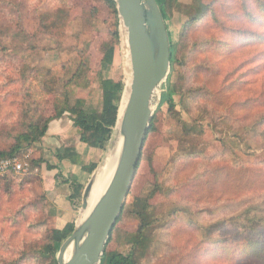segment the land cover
<instances>
[{"label":"rangeland","instance_id":"374dc122","mask_svg":"<svg viewBox=\"0 0 264 264\" xmlns=\"http://www.w3.org/2000/svg\"><path fill=\"white\" fill-rule=\"evenodd\" d=\"M244 2L246 9L238 0L171 4L167 24L175 60L154 92L156 131L144 142L108 251L128 254L139 225L132 199L150 195L145 248L135 251L138 264H264V20L250 0ZM211 5L213 14H202ZM122 29L103 0H0V150L29 123L51 116L64 91L71 103L82 100L99 111L96 72L106 45L113 47V59L103 75L124 89ZM81 62L86 69L75 86L70 80ZM168 84L175 94L172 112L160 105ZM119 106L108 144L91 156L97 167L87 181L97 171L96 178L111 149ZM19 155L26 171L7 178L0 190V264H52L37 252L50 229L63 222L57 206L70 204L69 186L54 176V191H45L42 164H33L51 159L41 141ZM70 206L74 224L81 198ZM229 241L235 256L216 252ZM248 242L260 246L251 244L254 251L245 254Z\"/></svg>","mask_w":264,"mask_h":264},{"label":"water","instance_id":"95a60500","mask_svg":"<svg viewBox=\"0 0 264 264\" xmlns=\"http://www.w3.org/2000/svg\"><path fill=\"white\" fill-rule=\"evenodd\" d=\"M113 1L119 23L126 32L131 75L124 105L125 87L120 98L114 141L110 146L112 148L119 143L120 147L105 190L85 216L97 171L84 186L81 217L74 223L72 233L59 246L57 264H100L136 174L153 116L154 92L169 73L168 35L155 1Z\"/></svg>","mask_w":264,"mask_h":264},{"label":"trees","instance_id":"16d2710c","mask_svg":"<svg viewBox=\"0 0 264 264\" xmlns=\"http://www.w3.org/2000/svg\"><path fill=\"white\" fill-rule=\"evenodd\" d=\"M112 15L116 18L117 13L115 9V3L113 0H103ZM157 4L159 11L161 13L162 19L166 26V31L168 35L169 41V61L170 65L174 63L175 60V43H174V35L171 33L167 24V14L171 4L177 2L178 0H154ZM242 4L243 9H246L245 0H238ZM256 7V10L259 12L260 17L264 20V0H250ZM219 2V1H214ZM202 14L211 13L212 5L209 9V6L201 9ZM200 11V12H201ZM213 14V12H212ZM246 16L250 19L251 22L256 21V19L251 16V13L246 11ZM198 18H192L190 21H197ZM172 34V35H171ZM264 35V33H261ZM252 35V34H250ZM246 41H251L249 38H245ZM263 39V37H262ZM113 59V47L110 45L104 46L102 49V58L99 64V70L96 72L98 87L101 92V108L99 111L95 110L91 106L87 105L82 100H74L73 103L70 102V96L68 91H64L60 96L59 100L53 106V114L47 117L43 123H35L31 122L26 126L25 132L17 135L15 137L14 143L9 146L7 150H0V158L7 157H18L20 158L21 151H25L26 148H30L35 146L36 143H39L41 139L45 136L48 125L53 120H58L64 115L69 117L72 126L76 128L78 132V140L79 142L85 144L88 148L96 149L97 151H103L110 140L111 129L110 127L113 125V120L115 118L116 108L120 102V98L123 92V84L121 81H114L112 79H108L104 77V73H106L111 65ZM87 62V61H86ZM86 64L81 62L78 68L76 69L75 74L71 78L70 82L75 86H78L77 81L80 79L81 75L85 73ZM46 74L51 75L50 70L46 71ZM69 82V84H70ZM171 84L167 85V92H165L163 100H161L160 105H167L168 111L172 112L175 108L174 103V90L170 87ZM111 121V122H110ZM156 131L154 119L150 123V127L148 129L147 135ZM147 138V136H146ZM146 140V139H145ZM145 142V141H144ZM144 145V144H143ZM142 153V151H141ZM54 157L58 162L68 161L72 165L80 166V174L76 176H68L64 179L63 183L69 186L70 194L68 195V200L72 206H76L80 202L81 193L86 183L88 177L96 168V163L90 162L87 165H80V155L71 147H63L58 149ZM141 158V154H140ZM139 158V162H140ZM139 162L137 168L139 166ZM45 164V167L48 171L56 169L55 166L49 165L42 160H38L37 162H33L34 166H40L41 164ZM136 168V171H137ZM18 175L17 173L8 172L3 175H0V190L6 183L7 178ZM59 177H61L60 173L55 175V182L59 184ZM129 195V194H128ZM128 197V196H127ZM152 196H147L144 199H132L133 204V212L137 216L139 220V225L134 232V234L130 237V245L131 249L128 254L124 255L119 252L108 251V243L110 241L112 232L109 236L108 242L105 246V250L103 256L101 258L100 264H138L135 258V251L137 248H145V232L148 229L149 221L147 218L149 217V200L152 199ZM127 200V198H126ZM124 208V207H123ZM123 212V210H122ZM122 212L119 218L116 221V225L119 223ZM51 216H53V211L48 212ZM246 223H251V220L245 218ZM255 221V220H252ZM74 228L73 222H67L63 228H51L49 234L46 237L45 244L41 247V249L37 252L38 257H42L43 259H48V261L52 262V264H56V254L59 246L64 242V240L72 233ZM113 228V229H114ZM245 239V238H244ZM243 242L241 240L238 244V248H242L243 245L240 244ZM223 243V242H222ZM232 241H229L225 244H219L217 246L219 253L227 252L230 253V256H235V247H229ZM243 252L245 254L249 253L250 250L254 251L252 246L257 245L260 246L258 242H248ZM251 244H253L251 246ZM143 252V251H142ZM242 253V252H240ZM254 259H259L258 252H252Z\"/></svg>","mask_w":264,"mask_h":264},{"label":"crops","instance_id":"0c3cea01","mask_svg":"<svg viewBox=\"0 0 264 264\" xmlns=\"http://www.w3.org/2000/svg\"><path fill=\"white\" fill-rule=\"evenodd\" d=\"M72 123L70 120H64L63 117L58 120H53L48 125L45 136L41 139V149L45 155L50 156L48 164L55 166L56 169L48 171L44 165H41L40 172L42 179L45 181L44 189L47 194L54 191L53 177L57 172L64 178L68 176H76L80 174V166L72 165L68 161L58 162L54 157L55 152L63 147H71L80 155V165H87L91 160V156L96 155L98 152L96 149L88 148L85 144L79 142L76 131L72 129ZM44 167V168H43ZM43 172H45L43 174ZM49 196V195H48ZM70 204L63 208H59V219L63 218V222L57 229L63 228V226L70 221L72 212ZM62 216V217H61ZM58 219V220H59ZM61 220V219H60Z\"/></svg>","mask_w":264,"mask_h":264},{"label":"bare ground","instance_id":"6f19581e","mask_svg":"<svg viewBox=\"0 0 264 264\" xmlns=\"http://www.w3.org/2000/svg\"><path fill=\"white\" fill-rule=\"evenodd\" d=\"M122 40H123V55H124V63H125V69H126V87L124 89V99L122 104H125L128 88L130 84V62H129V53H128V47H127V41H126V32L125 29H122ZM123 106L121 108L122 112ZM120 144L115 143V145L109 150V152L106 155L105 161L101 168L99 169L97 176L95 178L94 186L92 188L90 198L88 200V208L84 212V216L88 214L90 209L93 207L95 202L98 200L100 195L105 190L115 167L117 154L119 150ZM96 175V174H95Z\"/></svg>","mask_w":264,"mask_h":264},{"label":"built area","instance_id":"2783aa9c","mask_svg":"<svg viewBox=\"0 0 264 264\" xmlns=\"http://www.w3.org/2000/svg\"><path fill=\"white\" fill-rule=\"evenodd\" d=\"M25 167L24 162L18 157L0 158V175L8 172L20 174L26 171Z\"/></svg>","mask_w":264,"mask_h":264}]
</instances>
